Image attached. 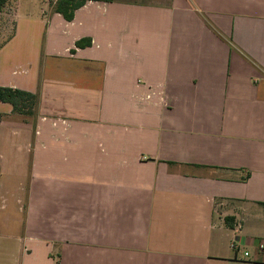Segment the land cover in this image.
Masks as SVG:
<instances>
[{"label": "crops", "instance_id": "crops-1", "mask_svg": "<svg viewBox=\"0 0 264 264\" xmlns=\"http://www.w3.org/2000/svg\"><path fill=\"white\" fill-rule=\"evenodd\" d=\"M35 4L0 46L40 97L35 124L0 101L28 181L0 263L264 264V0Z\"/></svg>", "mask_w": 264, "mask_h": 264}, {"label": "rangeland", "instance_id": "rangeland-1", "mask_svg": "<svg viewBox=\"0 0 264 264\" xmlns=\"http://www.w3.org/2000/svg\"><path fill=\"white\" fill-rule=\"evenodd\" d=\"M38 2L45 9H51L54 12V3L56 0H6L5 4L0 9V46L7 41L15 31L16 26V14L19 9L18 15L21 20H27L28 17L33 16V18H37L38 10L35 2ZM20 6V8H19ZM22 117V116H21ZM18 118V116H17ZM27 121L33 122L34 124L37 122V116L35 118L32 117H23ZM20 119V117H19ZM1 142L4 144L0 145V166L1 162L10 161L7 168V179L9 181V187L2 190V195H0V244L4 246V244L8 241L7 239L11 235H19L23 232V225L21 230L16 231L17 223H16V215L14 213L15 204L19 205V201L21 200L20 205L25 206L27 197H28V181L23 182L24 189L22 191V196L16 194L15 188L18 184H20V172L22 169L21 163L18 160H21V154H17L14 152L10 146L19 142L18 136L16 133H12L11 131H7L6 133L1 134ZM10 143V144H9ZM6 166V165H5ZM20 199V200H19ZM2 207V208H1ZM7 207V208H5ZM2 209V210H1ZM24 215V214H23ZM25 215L22 217L21 221H24ZM17 234H16V233ZM54 259V258H53ZM54 262L51 264H59V260L55 255ZM0 264H7L6 261H3ZM33 264H45L41 258V255H38L36 261ZM48 264V263H46Z\"/></svg>", "mask_w": 264, "mask_h": 264}, {"label": "trees", "instance_id": "trees-1", "mask_svg": "<svg viewBox=\"0 0 264 264\" xmlns=\"http://www.w3.org/2000/svg\"><path fill=\"white\" fill-rule=\"evenodd\" d=\"M90 1L110 2L112 0H56L54 3V12L61 14L67 21H72L77 10L85 6ZM6 0H0V9ZM92 40L85 38L77 42L79 48L91 46ZM0 101L12 106L13 113L22 117L37 116V109L40 103L38 94L27 92L21 89L0 86ZM229 218L226 222L230 224Z\"/></svg>", "mask_w": 264, "mask_h": 264}, {"label": "built area", "instance_id": "built-area-1", "mask_svg": "<svg viewBox=\"0 0 264 264\" xmlns=\"http://www.w3.org/2000/svg\"><path fill=\"white\" fill-rule=\"evenodd\" d=\"M260 249H261L262 251H264V244H263V243L260 244ZM245 255L248 256L249 254L246 253Z\"/></svg>", "mask_w": 264, "mask_h": 264}]
</instances>
